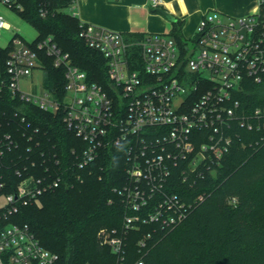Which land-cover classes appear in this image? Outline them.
Wrapping results in <instances>:
<instances>
[{
  "label": "built area",
  "instance_id": "obj_1",
  "mask_svg": "<svg viewBox=\"0 0 264 264\" xmlns=\"http://www.w3.org/2000/svg\"><path fill=\"white\" fill-rule=\"evenodd\" d=\"M150 1L154 10L163 6V0ZM0 6L16 14L24 9L20 0H0ZM40 13L45 17L48 11ZM0 30H12L3 15ZM79 36L107 61L111 90L90 82L51 36L33 44L15 33L5 68L0 64V91L60 114L67 129L85 143L75 177L60 169L35 174L32 162L15 169L19 179L14 181L6 170L15 163L6 153L19 144L12 134H0V264L58 263L59 256L42 245L30 226L13 218L22 207L41 208L46 193L96 176L95 164L108 147L126 153L127 183L115 191L130 213L121 231L102 228L97 237L117 264H126L129 233L144 225L153 226L155 233L171 231L205 198L189 201L187 194L174 192L170 184L175 175L191 187L206 180L223 166L240 130L256 133L255 145H264V105L249 109L244 99L248 85L264 79V0L248 16L206 13L184 48L171 34L130 38L85 23ZM48 58L64 75V93L45 85ZM38 70L40 80L35 79ZM23 81L31 84V92L21 89ZM152 236L145 232L138 245L144 248ZM135 264H144L143 258Z\"/></svg>",
  "mask_w": 264,
  "mask_h": 264
},
{
  "label": "trees",
  "instance_id": "obj_2",
  "mask_svg": "<svg viewBox=\"0 0 264 264\" xmlns=\"http://www.w3.org/2000/svg\"><path fill=\"white\" fill-rule=\"evenodd\" d=\"M75 1L20 0L24 9L18 15L37 31L33 44L52 36L90 82L111 90L107 61L80 38L81 22L67 12ZM42 8L48 11L45 17ZM171 35L181 47L188 44L180 22L174 23ZM10 46L0 47L3 68ZM46 65V87L64 93L63 73L52 59ZM247 90L244 99L249 109L264 105V79L261 84L248 85ZM0 114V134H12L19 144L6 153V159L15 163L6 170L14 181L19 179L15 169L32 166V162L37 168L30 169L38 175L46 169H60L73 177L79 173L75 166L85 143L67 129L60 114L21 103L7 90L0 91ZM256 140V133L240 130L223 166L194 187L175 175L170 184L174 192L187 194L189 201L204 194L205 198L171 231L155 233L153 226L144 225L139 232L129 233L125 263L135 264L143 258L144 264H264V145H255ZM95 165L96 176L74 179L71 187L63 185L46 193L44 209L25 206L13 218L28 224L42 245L59 256L57 264H117L111 250L100 245L97 234L102 228L121 231L130 213L115 191L127 183L126 153L108 147ZM145 232H153V236L141 248L138 241Z\"/></svg>",
  "mask_w": 264,
  "mask_h": 264
},
{
  "label": "crops",
  "instance_id": "obj_3",
  "mask_svg": "<svg viewBox=\"0 0 264 264\" xmlns=\"http://www.w3.org/2000/svg\"><path fill=\"white\" fill-rule=\"evenodd\" d=\"M69 9L81 23L128 36L171 34L174 23L180 22L183 36L190 39L206 13L216 11L227 18L248 16L258 11L259 0H163L161 9L176 22L154 10L150 0H76Z\"/></svg>",
  "mask_w": 264,
  "mask_h": 264
},
{
  "label": "rangeland",
  "instance_id": "obj_4",
  "mask_svg": "<svg viewBox=\"0 0 264 264\" xmlns=\"http://www.w3.org/2000/svg\"><path fill=\"white\" fill-rule=\"evenodd\" d=\"M71 9H67V12L70 13ZM0 15H3L4 20L7 21L12 25V30H0V47H6L11 40L12 36L15 33H18L20 36H22L27 42H32L36 39L38 36L37 31L35 28H33L30 23L22 20L18 14L15 12H12L11 10L0 6ZM227 18V17H225ZM52 37V36H51ZM42 74L38 70L35 73V79L40 80ZM21 89L25 92H31L32 87L30 83H27L26 81L22 82ZM3 203L2 199H0V205ZM45 204L43 202V206L40 208L41 210L44 209Z\"/></svg>",
  "mask_w": 264,
  "mask_h": 264
},
{
  "label": "water",
  "instance_id": "obj_5",
  "mask_svg": "<svg viewBox=\"0 0 264 264\" xmlns=\"http://www.w3.org/2000/svg\"><path fill=\"white\" fill-rule=\"evenodd\" d=\"M159 12L164 16L166 17L169 21L171 22H176L177 19L175 17H173L171 14H169L167 11L165 10H162V9H159ZM182 66V64L180 65Z\"/></svg>",
  "mask_w": 264,
  "mask_h": 264
}]
</instances>
